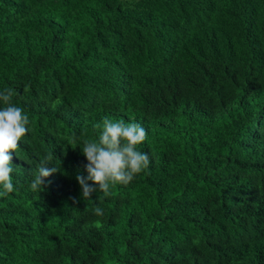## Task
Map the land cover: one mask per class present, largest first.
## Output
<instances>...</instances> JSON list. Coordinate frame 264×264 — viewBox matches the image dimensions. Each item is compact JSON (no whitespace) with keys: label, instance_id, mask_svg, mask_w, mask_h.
<instances>
[{"label":"trees","instance_id":"16d2710c","mask_svg":"<svg viewBox=\"0 0 264 264\" xmlns=\"http://www.w3.org/2000/svg\"><path fill=\"white\" fill-rule=\"evenodd\" d=\"M5 88L29 131L0 264H264V0H0ZM105 117L146 129L149 168L74 204Z\"/></svg>","mask_w":264,"mask_h":264},{"label":"clouds","instance_id":"9594fccd","mask_svg":"<svg viewBox=\"0 0 264 264\" xmlns=\"http://www.w3.org/2000/svg\"><path fill=\"white\" fill-rule=\"evenodd\" d=\"M13 96L11 88L0 91V197L14 190L10 153L17 151L21 139L29 131V117L14 103ZM95 127L99 129L96 137L84 141L82 149L79 148L87 161L84 165L87 176H76L81 195L79 199L73 198L74 204H79L81 200L90 201L93 193L110 196L112 188L128 185L150 165L148 153L138 149V145L147 139V131L141 124L105 117ZM51 159V156H46L40 162L31 181L32 191L44 190L47 178L60 171ZM94 213L102 216L103 209L96 207Z\"/></svg>","mask_w":264,"mask_h":264}]
</instances>
